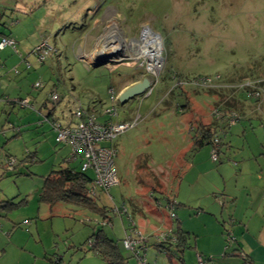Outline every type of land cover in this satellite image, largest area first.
I'll use <instances>...</instances> for the list:
<instances>
[{"label":"rangeland","instance_id":"1","mask_svg":"<svg viewBox=\"0 0 264 264\" xmlns=\"http://www.w3.org/2000/svg\"><path fill=\"white\" fill-rule=\"evenodd\" d=\"M0 10H3L0 31L11 34L30 65L29 70H25L22 63L16 64L21 73L14 75L16 56L7 49L4 55L9 54L13 62L6 63L3 75L14 88L11 94L19 93L16 87L20 85L21 93L28 95L34 105V110L19 109L17 105L12 108L1 99L0 202L7 200L13 206L0 207V264H54L57 260L59 264H107L90 251V242L97 231L117 243L120 253L128 258V264H139L122 245L128 220L125 215L119 217L112 211L122 207L135 224L138 225V221L146 224L142 231L148 238L145 252L148 264H179L180 259L185 264H198L197 251H202L203 264H210L207 261L211 257L208 250H203V242L208 245V238L214 235V225L221 227L225 220L218 209H204L209 202L225 205L219 200L225 194L222 193L225 182L217 167L232 161L226 160L223 153L228 157L240 155L237 159L247 156L248 143L252 142L251 136L245 139L241 131H234L236 127L230 128L241 122L245 132L250 134L260 126L252 115L251 120L248 119L254 124L252 128L247 119L242 120L243 116L242 121L230 127L221 120L217 123L210 109L221 104L218 96L187 84L176 86L171 76L176 73L192 80L219 75L217 82L228 86L239 84L241 79L244 82L264 80V0H0ZM144 28L159 35L163 71L148 96L143 93L124 104L114 105L117 116L113 120L131 121L136 115L142 119L111 144L99 143L117 149L114 168L118 184L107 193L97 189L92 196L97 206L106 209L111 224L102 225L104 219L98 214L65 203L51 207L39 203L44 178L51 171L61 167L79 169V160L69 159L68 146L56 145L54 132L45 120H40L39 112L44 111L45 116L54 108L52 117L64 124L74 122L71 114L78 104L97 114L110 108L108 88L126 76H141L136 74L137 68L129 59L132 52L128 48ZM107 39L110 46L115 44L112 47L118 46L117 50L122 53H117V58L110 55L109 59L99 60L101 63L97 66H101L95 67L88 57L96 43L97 47ZM42 40L54 48L56 54L37 63L31 51ZM83 43L88 48L86 54L80 49ZM122 57L125 59L116 61ZM35 83H40L41 88H34ZM54 85L59 97L55 103L50 101ZM0 91L3 92L4 87ZM183 93L192 99L196 109L208 113V123L214 125L215 138L220 140L219 161H212V146L194 144L193 138L199 134V120L189 123L186 130L179 124L177 109H168L178 103L185 107ZM230 94L231 90L223 92L222 99L228 100ZM167 96L169 98L160 106ZM238 98L247 107L245 112H261L254 106L250 109L254 101L248 99L245 92H239ZM27 114L38 116L39 125L29 127L31 120H26ZM191 127L193 131H189ZM16 134L18 137L14 136ZM191 136L193 146L185 151ZM179 153H182L179 160L174 161ZM7 159L16 164L13 172H3ZM88 174L91 175V171ZM168 201L174 204L175 218L170 221L174 230L178 219L181 222L178 211L185 215L179 227L183 225L186 230L181 229L188 234L186 241L190 248L170 247L164 252L154 247L155 235L166 231L153 220L154 211L161 207V217L167 218ZM140 205L143 216L132 211ZM228 223L229 219L224 222V231L230 230Z\"/></svg>","mask_w":264,"mask_h":264},{"label":"built area","instance_id":"2","mask_svg":"<svg viewBox=\"0 0 264 264\" xmlns=\"http://www.w3.org/2000/svg\"><path fill=\"white\" fill-rule=\"evenodd\" d=\"M144 28L140 32L139 38L135 40L137 44L136 51H132L129 59L133 62V66L137 70H141L143 74L150 80V88L146 91L145 95L148 96L151 92L152 87L157 83L160 74L163 71V60L161 58V50L158 52L156 50V45L160 41L159 36L153 32L150 33L156 35L155 38L147 37ZM15 47V42L9 38L2 36L0 38V51L5 48ZM56 50L51 46H48L47 42L42 40L40 43L32 50V55L36 58L37 63H42L49 56L55 55ZM125 57L119 58L121 62ZM23 64L26 69L30 68L28 61L23 60ZM14 75H18L17 69H13ZM220 79L219 75L213 77L199 76L193 78L192 80H175L176 86L191 85L196 89H240L245 90L248 96L255 100L257 110H259L260 102L264 99V80H251L245 81L241 84H234L228 86L226 84H220L217 81ZM34 88L40 89L41 84L35 83ZM109 101L112 106L103 110L100 114H97L93 109L85 110L80 104L74 109L72 118L74 122L67 124H62L57 120L50 121V126L55 134V141L58 144L68 146L70 149L69 159L72 161L79 160L80 171L86 173L91 171L92 182L89 189L90 195L94 196L97 189L102 192L107 193L111 187L118 184V178L116 170L114 168V158L117 154V149L114 146H102L99 145L101 142L112 143L120 134L126 130L135 126L142 118L140 115H136L131 121L118 122L113 120L117 116L115 104H117L118 92L114 87L108 88ZM59 97L56 92L50 94V101L57 102ZM15 105L23 109L34 110L33 102L30 98H19L13 100ZM214 115H218L215 110L212 112ZM230 117L228 121V126L234 124L238 118L237 114L231 113L228 115ZM101 117L103 120H99ZM44 120V119H43ZM194 128H190L193 131ZM219 138L212 140L211 158L212 160L217 159V147L219 145ZM14 161L12 159H7L4 163V168L6 171H12L14 169ZM168 207V217L170 220L175 218L174 214V204L167 203ZM113 213L121 217L125 215L128 220V229L125 232L124 239L122 240V245L125 249L129 250L138 260L139 264H148L146 261V248L148 238L139 231L131 218L127 213L125 207L112 209ZM102 225H109L110 221L105 219L101 221ZM173 234L170 230L165 232H160L155 235L154 243H163L166 239ZM227 242H233L234 238L231 233H227L225 236ZM197 263L203 264L200 257H197Z\"/></svg>","mask_w":264,"mask_h":264},{"label":"crops","instance_id":"3","mask_svg":"<svg viewBox=\"0 0 264 264\" xmlns=\"http://www.w3.org/2000/svg\"><path fill=\"white\" fill-rule=\"evenodd\" d=\"M3 10H0L2 12ZM2 36H9V38L12 39L11 34L7 35L5 33H2L0 31V38ZM84 37L87 36V34L83 35ZM82 36V37H83ZM78 37V39L82 38ZM13 40V39H12ZM77 41L75 42V45L72 46L73 48V54L76 51V44ZM39 42V41H38ZM39 44V43H38ZM97 44V43H96ZM92 53L95 51V47ZM37 46V45H36ZM35 46V47H36ZM92 46V45H90ZM34 47V48H35ZM80 47V46H79ZM33 48V49H34ZM92 48V47H91ZM9 50L11 53H13L16 56V60L13 63V69L18 68L16 64H23V60H27V57H24L18 50V48H10L7 47L4 50L0 51V89L4 87V91H0V105L3 102L1 99H4L6 104H10L12 108H14L16 105L13 102L15 99L19 98H26L29 96L28 95H23L20 91V85L16 87V89L19 90V93H14L11 94L14 88H11L10 86V81L5 78L3 75L4 69H6V65L8 62H13L11 58H8L9 54H5L4 52L6 50ZM32 49V50H33ZM82 49V54H86V50L88 48L85 47V43L82 44L80 47ZM89 49L88 51H90ZM86 51V52H85ZM32 52V51H31ZM30 52V54H31ZM91 53V52H90ZM4 56L2 58V56ZM28 61V60H27ZM7 63V64H6ZM24 65V64H23ZM25 68V66H24ZM25 70H29L26 69ZM5 73V71H4ZM21 72H19L20 74ZM140 73L141 76L138 79H142V72H139V70L136 72ZM18 74V75H19ZM134 75V74H133ZM135 76V75H134ZM180 76V75H179ZM257 78V77H256ZM262 78V77H259ZM121 82L112 85L115 89H119ZM53 85V84H52ZM123 86V85H122ZM122 88V87H121ZM124 89V88H123ZM122 90V89H120ZM56 92L55 85L51 89V92ZM182 95V94H181ZM3 96V97H2ZM9 97H12L13 99H9ZM183 97H185V107H183L181 104H174L172 107H168V109L173 110L175 107L179 115L177 118L180 120L179 124L184 125V129H187L188 124H192L195 120H199V126H205L209 122V117L208 113L205 114L204 111L196 109L194 106L195 104L192 105V99L187 98L186 94L183 93ZM169 98L168 96L164 98L162 103L160 104L163 105V102ZM222 99V98H221ZM218 101V100H217ZM236 107L235 109L239 112L241 116H243L245 121L246 119H250V116H255L254 120L256 122H259V128L256 129L253 133H247L245 132V127L242 126L239 122L238 125L241 126H232L230 129L236 127L234 130L236 133H239L240 131L242 132L241 134L244 135L245 139L251 136L252 142L248 143L247 147V156L242 155L240 159H237L239 156L232 155V156H225L226 153H223V156L226 158V160H232L228 162H233V163H224L222 165L220 162V166H218V171L221 173L223 177V181L225 182L224 188L222 193L221 202H224V206H219V204L215 202H209L207 205H205L204 209L213 211L215 209H218L219 215L222 217V219H225L221 222V227L214 225L215 227L213 228V236L212 238H208L209 242L207 245V242H203V250H208L209 257L215 258V256L219 257L220 259L212 260L209 258L207 262H211L210 264H264V99L260 102V107L259 110L261 111L260 113L254 112L251 110L249 113L248 111L245 112L246 106L243 105L239 98L238 95L236 96ZM253 101V100H252ZM36 102V101H35ZM225 102V98L221 100V104ZM172 103V102H170ZM220 104V105H221ZM254 106V109H257V106L255 108V102L254 105H251L250 109ZM43 107H46V104L43 103ZM20 109V107H19ZM23 109V108H21ZM42 109V106L40 107ZM29 110V109H28ZM250 111V110H249ZM44 114V111L43 113ZM40 112L39 115L43 116ZM37 117V119L35 118ZM142 118V117H141ZM42 117L40 118V120ZM26 120H31V124H29V127L38 126L39 125V117L36 116L35 114H27L26 115ZM241 119L239 121H242ZM248 120L249 126L252 128L254 126L253 122ZM42 121H44L42 119ZM254 121V123H255ZM183 129V130H184ZM51 130V129H50ZM248 130V129H247ZM246 130V131H247ZM190 131V130H189ZM200 131V130H199ZM19 132V131H18ZM182 133V132H181ZM199 133V132H198ZM19 134L14 135L15 137H18ZM191 135V134H189ZM196 137V138H195ZM194 138L197 139V136ZM193 138V140H195ZM193 140L192 136L191 139L189 138V141L187 142V145L185 148V151H188L192 146H193ZM228 140V139H227ZM248 142V141H247ZM230 147V146H229ZM182 155V153H179L177 157L175 158L174 161H178L179 157ZM183 157V156H182ZM145 167L147 166L146 164L144 165ZM148 167V166H147ZM161 169H158V172H160ZM157 172V171H156ZM87 175L92 178V173L91 175L86 172ZM148 178H146L147 180ZM154 178H152L153 180ZM144 180V179H143ZM154 181V180H153ZM158 183V181H157ZM159 184V183H158ZM171 203V201H168ZM167 202V203H168ZM166 203V204H167ZM221 205V204H220ZM140 206H135L134 209L132 210L135 215L143 216V211L140 208ZM166 212H168V207L165 206ZM220 209V210H219ZM161 207H159L158 211H154L153 220H155L158 225H161L165 227L166 231L167 230H174V228L171 225V220L169 219L168 215L167 218L165 215H163V218L161 217V214L159 213L161 211ZM150 212V211H149ZM180 212V214H179ZM215 212V211H214ZM128 213V212H127ZM217 213V211H216ZM129 214V213H128ZM178 216L181 218V222L185 220V215L182 216V212L178 211ZM229 219L228 223V228L230 229L229 231H232V236L234 237V242H232L229 247L227 248L226 243L224 244L225 241H223V232L225 228L224 222H227ZM178 219L177 223L178 225L176 227H179V223H181ZM135 223V222H134ZM111 224V223H110ZM137 229L144 233L142 229L146 228V224L140 223L138 221V225L135 224ZM180 226V229H182L184 232H186L185 229ZM126 229H124V232ZM186 234V233H185ZM188 235V234H186ZM187 239V237H186ZM189 242V241H188ZM189 244V243H188ZM225 245V246H224ZM195 246V245H194ZM195 248V247H194ZM202 251H197V255L200 256ZM242 253L245 255L246 263L243 262L242 258L239 257L237 254ZM211 259V260H210Z\"/></svg>","mask_w":264,"mask_h":264},{"label":"trees","instance_id":"4","mask_svg":"<svg viewBox=\"0 0 264 264\" xmlns=\"http://www.w3.org/2000/svg\"><path fill=\"white\" fill-rule=\"evenodd\" d=\"M5 37H9V36H5ZM177 79L181 80L183 78H181L176 73L171 76V80L175 81ZM136 81H138V78H136L134 75L126 76L120 81L121 82L119 86L120 88L116 90L120 91V89H123L135 83ZM242 82H244L243 79L238 81L239 84H241ZM220 84H225V83L221 82ZM228 90H231L232 93L230 94L229 99L226 100L223 104L214 108V110L216 111L217 114H219V116L214 115L212 113L213 110L210 109V113L213 120L217 121V123L218 121L221 120V123L227 125L230 119L228 115H230L231 113L237 114L238 121L242 118V116L235 109V107L237 104L236 96L239 94V92L243 90L240 89L235 90L227 87H225L224 89L209 90L211 91L209 93L216 94L218 96V101H221L223 92H227ZM243 92L246 93L248 99L253 100L248 96L247 91L244 90ZM253 101L255 102V100ZM255 105H257L256 102ZM53 114H54V108L49 109L47 114H45V116L44 114H42L43 116L41 117L50 125V121L57 120L52 117ZM64 124H67V121ZM199 130L200 131L197 136V139H195L196 137L194 138L195 139L194 144L199 146L208 144L213 147L212 140H214L216 136V131H215L216 129L214 125L210 122L205 126H201V127L199 126ZM55 143L56 145L58 144L56 141ZM219 146H220V140L218 147ZM218 147H217V159L212 160L213 162L219 161ZM15 166L16 164L14 165V168ZM13 171L14 169L10 172ZM3 172L9 173V171H6L5 169H3ZM91 182H92L91 176L89 177L87 173H82L80 171V165H79V169H76L75 167H61L58 170L51 171L44 178L42 184V190L38 197V202L48 207L53 206L55 203H65L77 209H83L94 212L95 214H98L100 217H102L104 220L105 219L109 220L110 218L107 216L106 209L104 207L97 206L95 199L90 195L89 185L91 184ZM0 204H1L0 207L2 208H9L13 206V203L7 200L1 201ZM170 232L173 234V236L168 237L165 242L160 244L154 243L155 244L154 247L156 249L165 252V251H169L170 247H175L176 249H180V250H184L187 247L189 248L191 247L190 245L187 244L186 234L183 231H181L180 227H176L175 230H170ZM224 232H225L224 233L225 236L227 235L228 232L231 233L232 235V231H224ZM231 243L226 241V245ZM90 251H92L93 254H95L99 258L105 260L107 264H128L127 261L128 258L124 257L120 253L117 243L114 240L108 238L106 234H102L101 231H97V233H95V235L93 236V240L90 242ZM237 255L242 258L244 263H246L247 258L245 257V255H243L241 252L238 253ZM197 257L200 256L197 255ZM54 264H59V260H57ZM179 264H185V263L180 259Z\"/></svg>","mask_w":264,"mask_h":264},{"label":"water","instance_id":"5","mask_svg":"<svg viewBox=\"0 0 264 264\" xmlns=\"http://www.w3.org/2000/svg\"><path fill=\"white\" fill-rule=\"evenodd\" d=\"M112 46H115V44ZM112 51H115V50H112ZM118 53L121 54L122 50L118 51ZM116 54L117 53L115 52V53H112L109 55L116 56ZM99 63H101V62L98 61L95 64L94 63H91V64H93L95 67H98V66H101V65L97 66V64H99ZM112 63H115V62H112ZM150 85H151L150 80L148 79V77L144 76L141 79V81L135 82V83L125 87L123 90H121L119 92V95L117 98V103L124 104L128 100L135 98V97H138L139 95L143 94L148 88H150Z\"/></svg>","mask_w":264,"mask_h":264},{"label":"bare ground","instance_id":"6","mask_svg":"<svg viewBox=\"0 0 264 264\" xmlns=\"http://www.w3.org/2000/svg\"><path fill=\"white\" fill-rule=\"evenodd\" d=\"M146 31V36L147 37H153L155 38L156 35L154 34H151L150 31L148 30H145ZM133 42V45L131 46V48H128V49H131V52L132 50L136 51V48L137 46L135 41H131V43ZM109 45V42H108V39L105 40V41H102L96 48H95V51L91 54L89 58L90 61L96 63V61H99V60H104V59H109L110 58V55L109 54H112V53H118V51L120 50H117L118 47H112V46H108ZM134 46V47H133ZM128 47V46H127ZM156 50L159 52L160 51V47H159V44L156 45ZM112 50H115V51H112ZM116 56H113V58H115ZM117 58V57H116ZM112 60H115V59H112ZM119 59H116V61H118ZM149 89V88H148ZM147 89V90H148Z\"/></svg>","mask_w":264,"mask_h":264},{"label":"clouds","instance_id":"7","mask_svg":"<svg viewBox=\"0 0 264 264\" xmlns=\"http://www.w3.org/2000/svg\"><path fill=\"white\" fill-rule=\"evenodd\" d=\"M154 33H155V32H154ZM155 34H157V33H155ZM157 35H158V34H157ZM158 36H159V35H158ZM137 71H138V70H137ZM142 74H143V73H142ZM144 76H145V75L143 74L142 78H143ZM139 81H141V79H140V80L138 79V81H136V82H139ZM110 87H113V86H110ZM122 90H123V89H122ZM120 91H121V90H120ZM120 91L117 90L118 95H119V92H120ZM146 91H147V90H146ZM146 91H145L144 93H146ZM117 104H118V103H117Z\"/></svg>","mask_w":264,"mask_h":264}]
</instances>
